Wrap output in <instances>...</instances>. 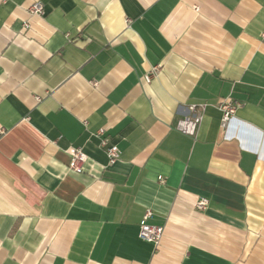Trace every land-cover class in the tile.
<instances>
[{
    "label": "crops",
    "instance_id": "crops-1",
    "mask_svg": "<svg viewBox=\"0 0 264 264\" xmlns=\"http://www.w3.org/2000/svg\"><path fill=\"white\" fill-rule=\"evenodd\" d=\"M263 35L264 0H0V264H264Z\"/></svg>",
    "mask_w": 264,
    "mask_h": 264
},
{
    "label": "built area",
    "instance_id": "built-area-1",
    "mask_svg": "<svg viewBox=\"0 0 264 264\" xmlns=\"http://www.w3.org/2000/svg\"><path fill=\"white\" fill-rule=\"evenodd\" d=\"M44 9L45 8L43 3L37 2L32 6H30L29 13L31 15H42L44 14ZM25 25L27 26L28 24ZM262 38L264 40V35L262 36ZM158 72H159L158 67L153 68V70L145 76L146 81L151 82L152 78H154ZM240 106L241 104L239 102L233 100L224 101L218 106L220 111L222 112V118H221L222 129H225L227 127L231 117L235 114L236 110ZM189 111H190V115L179 119L176 127L180 132H182L185 135L195 136L203 119L204 107L193 105L190 106ZM99 136L101 138L100 146L102 148H106V152L109 158V164L113 165L120 159L121 151L117 146L108 145L107 138L103 137L104 130L99 132ZM68 152L71 156L70 168L74 171L80 172L82 166L88 160L87 155L77 148H70ZM160 180L162 181V179ZM207 204H208V200L201 199L199 202L196 203V207L200 210H204L207 207ZM152 216L153 213L151 210H147L145 212L143 220L139 225L138 237L141 240L148 242L154 245L155 247H158L162 240L164 229L163 227L152 225L149 223V220L152 218Z\"/></svg>",
    "mask_w": 264,
    "mask_h": 264
}]
</instances>
